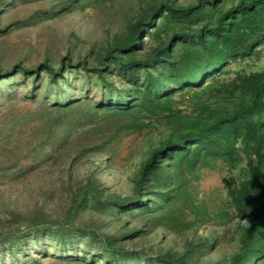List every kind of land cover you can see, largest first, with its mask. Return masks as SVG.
Wrapping results in <instances>:
<instances>
[{"label": "trees", "instance_id": "obj_1", "mask_svg": "<svg viewBox=\"0 0 264 264\" xmlns=\"http://www.w3.org/2000/svg\"><path fill=\"white\" fill-rule=\"evenodd\" d=\"M22 1L0 0V33L88 8L106 14L117 0H35L29 16L5 23ZM263 50L264 0H134L99 49L76 56L69 49L58 62L45 55L34 65L5 62L0 49V87L10 94L23 87L32 100L48 97L72 74L87 91L47 100L35 115L33 131L44 140L68 134L60 149L76 132L75 155L59 170L66 180L56 215L43 206L0 217V264H263L264 71L221 78ZM185 102L190 113L180 108ZM137 133L144 140L129 157L125 185L107 187L96 170L111 173L115 145ZM56 151L48 157L58 163ZM82 157L81 167L93 169L75 180ZM219 162L229 174L221 207L193 186ZM9 163L18 167L15 157ZM45 194L50 200L55 188ZM232 220L229 252L218 229Z\"/></svg>", "mask_w": 264, "mask_h": 264}, {"label": "rangeland", "instance_id": "obj_2", "mask_svg": "<svg viewBox=\"0 0 264 264\" xmlns=\"http://www.w3.org/2000/svg\"><path fill=\"white\" fill-rule=\"evenodd\" d=\"M39 2L35 0L20 2L16 8L7 10L3 16L4 22L23 20L39 7ZM133 2L134 0H117L106 7V14L101 9L88 8L83 12L65 13L46 18L36 24L12 27L0 33V49L3 48L5 51L4 61L18 59L27 65H34L45 55H49L58 62L69 49L75 56L80 51L84 52L92 47L99 49L104 41L106 29L109 27L113 31L119 29L123 25V16L130 12ZM111 20H114V23ZM229 70L227 74L222 75V79L234 77L237 72L242 71L247 73L264 71V50L259 61L231 65ZM70 81L69 84H62L64 89L61 87V89L58 88L59 91L48 90L46 92L48 97L40 92L36 100H32V95H29L30 91L27 88H15L12 91L13 94H10L8 89L10 87L4 88L5 86L1 84L3 86V88L0 87V217L2 219H7L6 212L14 209L27 212L33 211L35 207L43 206L51 214L56 215V206L62 197L60 192L62 183L66 180L65 175L61 176L59 170L71 166L75 155L71 151L75 146L77 133L70 135L66 144L60 149V144L65 141L68 134L57 131L44 140L39 134L40 131H33V129L38 124L34 121L35 115L41 113L42 105L47 100L61 101L85 95L86 86L83 85L82 79L72 74ZM90 95L99 99L100 90L93 88L90 90ZM180 108L188 113L192 111L186 102ZM12 119L19 125L15 131H8V126L12 125ZM143 140V134L137 133L122 139L115 145L111 173L106 170V167H99L96 170L97 175L107 187L120 188L125 185L127 178L125 173L131 165L129 157L138 151ZM55 150L61 152L62 160L58 163L48 157ZM12 157L16 158L18 165L15 169H11L12 165L9 163ZM84 161L85 158L82 157L74 164L75 180L82 179L86 171L93 169L88 166L81 167ZM228 176L226 166L219 162L214 168L204 169L199 180L193 182V186L199 198L206 197L212 205L221 207L222 202L227 200L224 181ZM54 188L56 195L48 200L45 193L49 190L53 191ZM218 230H223L220 235L223 238L221 244L224 250L232 252L234 248L230 237L235 230V221H230ZM42 264L62 263L48 259Z\"/></svg>", "mask_w": 264, "mask_h": 264}, {"label": "built area", "instance_id": "obj_3", "mask_svg": "<svg viewBox=\"0 0 264 264\" xmlns=\"http://www.w3.org/2000/svg\"><path fill=\"white\" fill-rule=\"evenodd\" d=\"M264 264V263H263Z\"/></svg>", "mask_w": 264, "mask_h": 264}]
</instances>
